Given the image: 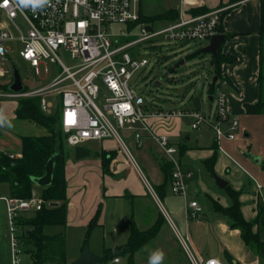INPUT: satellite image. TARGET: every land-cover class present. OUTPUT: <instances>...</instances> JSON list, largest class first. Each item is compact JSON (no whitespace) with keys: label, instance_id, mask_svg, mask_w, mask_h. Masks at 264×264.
Wrapping results in <instances>:
<instances>
[{"label":"built area","instance_id":"2783aa9c","mask_svg":"<svg viewBox=\"0 0 264 264\" xmlns=\"http://www.w3.org/2000/svg\"><path fill=\"white\" fill-rule=\"evenodd\" d=\"M187 3L188 0H181L178 20L167 22L159 29L154 25L139 24L134 29L141 26L144 36L123 45L119 41L121 35L113 33L111 27L122 25L131 32L128 27L140 21L141 0H45L43 3L37 0H0V64H10L7 70L0 67V107L5 101L40 98L42 111L52 114L57 106L51 99L58 98L60 128L66 144L77 148L88 142L115 141L153 197L160 201L125 142V136L130 137L140 148L145 134H148L162 147L166 161L173 165L172 192L186 197L185 179L192 174L181 170L180 161L175 159L179 153L177 147L170 143L167 135L156 134L149 122L190 118L194 121L192 128L195 130L202 125L210 126L218 145L223 138L234 141L239 123L230 117L227 110V94L221 88L227 81L225 78L217 81L219 92L213 100L215 109L210 115L194 108L185 111L148 109L145 98L130 85V81L137 71L150 65L147 58L135 57V49L141 44L152 40L210 42L218 34L223 10L193 17L184 9ZM148 26L152 28L151 32L146 30ZM15 45L20 46L19 51L14 49ZM14 53L29 64L38 79L43 74L49 76V64L57 65L61 71L42 88H26L22 81V91H9L7 87L14 83ZM61 54L69 57L71 66L65 64ZM98 101H102L101 106ZM1 134L0 125V155L15 160L16 155L2 149ZM2 200L7 207L12 231L13 264H20L18 255L22 254V249L15 231L18 220L25 213L41 210L45 202L35 194L30 199L7 197ZM188 207L194 213L187 216L201 218L202 208L197 202L189 203ZM173 229L190 264H223L216 259H200L190 237ZM113 262L120 264V259L115 258Z\"/></svg>","mask_w":264,"mask_h":264},{"label":"crops","instance_id":"0c3cea01","mask_svg":"<svg viewBox=\"0 0 264 264\" xmlns=\"http://www.w3.org/2000/svg\"><path fill=\"white\" fill-rule=\"evenodd\" d=\"M179 1V6L171 9L179 11L181 0ZM261 7V0H243L238 3H233L232 0H188V3L184 6L186 13L193 17L223 10L221 16L223 33L218 31V34L224 36L227 34L231 37L225 39L222 54L227 57H234L235 62L233 64L225 63L222 66V78H225L227 81L226 86L222 89L227 94V110L230 117L236 120L248 114L246 112L247 105H254L259 101H264V81L260 77L262 64H264V35L261 34ZM162 22L167 23V21ZM14 66L16 65L14 64ZM12 85L7 87V90L12 91ZM228 88L230 90L227 93ZM19 102L13 100L2 103L0 115L5 118V121L8 120L15 124L17 121H21L16 117ZM147 108L154 109L151 105H147ZM209 112L210 115L213 110ZM22 122L31 123L24 120ZM30 125L33 127L38 126L35 123H31ZM1 126L2 149L5 153L16 155L17 158L15 160L19 159L22 156V146L19 152L17 148L13 147V144L7 143L3 138L8 132L6 131L5 124ZM149 126L156 134L167 135L173 146L176 147L179 144L181 148L188 149L179 158L181 170L185 174H192L190 178L185 179L187 196L174 194L169 182L166 187L164 186L166 175L162 169V164L164 161L167 162L165 152L148 134H145L142 144L148 154L145 155L143 152L142 156L143 162L149 169L150 176L154 181L153 184L145 177L156 196L159 198L156 191L161 194L160 201H157L153 197L128 157L126 156L127 159H125L124 163L121 162V158H118L116 148H113V145H117V143L113 140H107L99 142L102 145L100 153L102 160L99 165L101 167L102 180L100 181L101 184L98 182L97 191H92L94 199L89 202L86 197L88 189L80 191L74 190L75 186H69V166H73L71 163L74 157H69L70 154L66 150L68 154L66 180L69 203L66 227L76 222L80 224L87 223V226H89L101 205L102 213L97 227L106 226L108 214H112L114 235H118L121 238L120 242H122L116 248L128 243L132 226L141 232L158 227L155 237L139 248L132 258L129 257V264H152L153 256L157 252H163L164 254V258L160 264H190L189 259L180 247L173 227L180 234L190 237L192 246L200 259H216L223 264H264V254L261 249L255 245L248 244L242 235V231L239 228H234L232 222L223 213L225 209L232 205V200L226 191V188L230 186L233 191L240 193L239 201L243 217L247 222L255 223L253 232L259 233L260 239L264 243V215L262 216L263 219H261L262 223L259 224L257 222V219L260 217L259 212L264 208V187L250 174L247 167L221 154V144L217 146L215 132L210 126L202 125L199 129L195 130L190 125L186 129H183L180 119L178 120L177 118L167 121L151 120ZM224 127L226 128L227 126L224 125ZM20 129L22 130V127ZM206 130L213 132L210 145L200 144L198 141L190 143L192 138L189 135L185 140L182 138L183 133L191 134L199 132V139H202ZM10 133L12 132L10 131ZM12 134L10 135L12 136ZM15 134L18 135L21 143L22 137H36L21 134L17 131ZM245 136L248 137L249 134L246 133ZM172 137H178L180 143L173 142L171 140ZM131 146L137 149L142 148V146L139 148L133 140ZM67 147L69 146L67 145ZM215 153L221 156H218V160L213 167L214 172H212L207 162ZM104 159L109 161L107 164L109 175L104 173L102 163ZM257 159L256 157H252L253 163L255 165L261 164V159L260 161H257ZM183 160H185L184 166ZM262 167L264 169V164ZM215 176L225 180L228 186L225 189L218 187ZM100 185H103V187ZM33 194L36 195L34 191ZM7 197H12L11 192L9 196H5L0 191V201L4 202L2 198ZM191 202H197L202 208L201 218L187 216L188 213H194V210L188 207V204ZM49 205L58 206L60 203H50ZM218 209L223 211H218ZM188 210L190 211L188 212ZM33 213L28 212L21 217H32L34 216ZM21 229V234L18 236L22 255H24L22 263L29 264L32 261V255L28 254L22 246V236L25 229L24 227H21ZM116 248L111 251L115 252ZM105 253L104 255H106ZM121 256L123 255H118L120 264L122 263ZM135 257H137V260L134 259ZM4 264H8V261L5 259Z\"/></svg>","mask_w":264,"mask_h":264},{"label":"rangeland","instance_id":"374dc122","mask_svg":"<svg viewBox=\"0 0 264 264\" xmlns=\"http://www.w3.org/2000/svg\"><path fill=\"white\" fill-rule=\"evenodd\" d=\"M179 2V0H142V9L147 16H154L161 14L168 9L177 8L179 6ZM154 26L156 29H159L166 26V23L159 22ZM111 31L115 34L121 35L119 41L123 45L136 42L144 36V33L141 31V26L132 30L131 32H127L124 26L113 25L111 27ZM208 44L209 41L179 43L163 40H152L141 44L139 48L135 49L137 50L135 57L147 58L150 60V65L145 70L137 71L130 81V85L134 86L135 90L145 98L146 104L151 105L156 109L180 111L192 110L193 99L195 97H200L202 103V109L200 111L208 115L210 113L209 111H214L215 109V102L210 101L209 97L211 95L213 97H217L219 92V86H216L212 93L209 91L210 84L216 77L214 67L211 63L212 56L208 54L194 57L197 52L205 48ZM14 49L19 51L20 46L15 45ZM60 56L67 66L72 65L67 55L61 54ZM12 60L18 68L21 79L26 88H42L52 82L61 71L57 65L49 64V76L46 77L43 74V76L38 79L35 77L29 64L22 61L18 53H14L12 55ZM182 60H185V63L181 64L178 69H175L174 67L176 64L179 62L181 63ZM0 67L7 70L10 67V64H5V66L0 64ZM166 74H169L167 78L164 77ZM156 83H160V86H156ZM225 86H222L221 88ZM229 90L230 89L228 88L227 93ZM51 100L54 103V106L59 105L58 98L55 97ZM101 102L102 101H98V104ZM53 113H57L56 108L53 109ZM237 120L239 127L234 132L236 138L234 141H229L225 138L221 140V154L226 158L233 159V161L236 163L247 167L250 174L254 176L264 187V169L262 167L264 164V113L259 115L246 114L243 117L237 118ZM192 121L193 120L189 118L180 119L182 128L186 129L188 126L192 125ZM112 123L114 126H116L115 121H112ZM4 124L8 133L4 135L3 139H5L7 143L13 144V147L17 148V151L19 152L21 151L22 143L20 142L18 135L15 134L16 131L21 134L36 137L45 135L47 133L44 128L40 126L33 127L30 125L31 123H24L22 120L17 121L16 124L6 120ZM21 127L22 130L20 129ZM10 131L13 134L10 133ZM198 133L199 132H193L191 134L183 133L182 138L185 140L189 135L192 138L190 143H196L198 141L200 144H211V140L213 138L212 131L206 130L202 139H199ZM246 133L249 134L248 137L245 136ZM10 134H12V136ZM171 140L175 143H180V139L178 137H172ZM125 142L132 151L145 176L148 178L150 183L153 184L154 181L150 176L149 169L143 162L142 155L144 153L145 155L148 154L145 151V148H143L144 145L140 149L134 148L131 146L132 139L130 137L127 138L126 136ZM64 146L70 154L69 157H74L71 163L73 166H69V186H75L76 188L74 190L80 191L88 189L86 197L90 202L94 199V193L92 191H97L98 182L101 184L100 181L102 180L101 167H99L102 160L100 154L102 151V145L98 142H88L84 147L89 150L88 152L90 155L79 161L75 159V148H69L67 147V144ZM176 147L179 154L175 155V159L179 160L182 155L180 153L181 147L179 144L176 145ZM113 148H116L118 158H121V162L124 163L125 159H127L124 152L118 145L114 144ZM218 156L221 155H217L216 162L218 160ZM252 157L261 159V164L255 165L252 161ZM183 161L184 166L185 160ZM104 173L109 175L108 171ZM100 186L103 187V185ZM0 191L5 196H9V185L5 183L0 184ZM34 192L40 199L42 197L43 188L34 185ZM112 218V214L109 213L107 217V225L103 227H96L91 231L89 237L87 236V223L80 224L79 222L70 224L68 227L47 226L45 227L44 232L50 236H59L60 234L65 236L66 264H73L77 259H79V257H81L82 249L86 244H89L92 252L98 256L104 255L108 249L112 250L117 246H120L122 243L120 242L121 238L118 235H114V229H112ZM21 230V227H18L15 230L17 232L16 234L20 235ZM12 241V231L9 225L7 207L5 202L0 201L1 264H4V259L8 261V264L9 261L10 264L15 262ZM59 242L60 240L56 242V246ZM129 257L130 256L128 254L121 256V264H129ZM136 258L137 257L134 259L137 260ZM23 261L24 255L19 254L18 263H22ZM97 264L114 263L113 259L111 258L107 261Z\"/></svg>","mask_w":264,"mask_h":264},{"label":"trees","instance_id":"16d2710c","mask_svg":"<svg viewBox=\"0 0 264 264\" xmlns=\"http://www.w3.org/2000/svg\"><path fill=\"white\" fill-rule=\"evenodd\" d=\"M243 0H232L233 3H238ZM261 18L262 30L264 35V0H261ZM179 11L171 9L162 14L147 16L141 10L140 21L128 27L132 31L139 24L154 25L162 21H176L179 18ZM196 15V14H194ZM223 33L221 26L218 30ZM226 39L231 36L225 35ZM224 44V43H223ZM222 46L218 51V57L212 58V65L214 67L215 76L222 78V66L225 63L233 64L234 57H227L222 54ZM264 64H262L261 78L264 79ZM214 84H210V92L215 89ZM246 112L248 114L259 115L264 113V101H259L254 105H247ZM16 117L18 120H24L47 130V135L40 137H22V156L12 161L8 156L0 155V183L8 184L12 197L20 199H30L34 191L33 178H40L45 175V168L52 156L59 154L54 169L53 183L46 188H43L42 199L44 205L41 210L34 212L32 217H21L18 220V225L24 227V235L22 236V246L24 250L32 255V261L29 264H66L65 252V236H50L45 234L44 229L47 226H67L68 217V198H67V180H66V162L68 154L66 153V137L60 128V118L58 113L46 114L41 109L40 98L27 99L19 102L16 110ZM180 153L184 154L188 149L180 148ZM217 154L207 162L210 170L214 172V165L216 163ZM108 160H103L104 171H107ZM162 169L166 175L167 183L171 184L173 165L169 162L162 164ZM170 179V181H169ZM229 197L232 200V205L224 211V215L232 222L234 228H239L242 235L248 244H252L261 249L264 254V243L261 241L259 233L253 232L255 223L247 222L241 211V203L239 201L240 193H237L228 186L226 188ZM159 198L161 194L157 192ZM50 203H60L58 206H50ZM102 213V207L99 206L96 215L88 226L87 236L89 237L91 231L98 226V221ZM260 217L257 219L259 224L264 215V208L259 212ZM158 227H155L146 232H141L136 227L132 226L131 235L126 245L116 248L113 252L106 251L107 260L118 258V255L129 254L130 258L141 248L147 241L154 238L157 234ZM56 246V242L59 241ZM25 264V263H20Z\"/></svg>","mask_w":264,"mask_h":264},{"label":"water","instance_id":"95a60500","mask_svg":"<svg viewBox=\"0 0 264 264\" xmlns=\"http://www.w3.org/2000/svg\"><path fill=\"white\" fill-rule=\"evenodd\" d=\"M146 30L148 32H151L152 28L151 27H147ZM226 37L222 34H218L215 35L209 42V44L203 48L202 50H200L199 52H197L195 56H200V55H211L212 58H217L218 57V51L220 49V47L222 46V44L224 43ZM185 60H182L181 63L179 62L178 64H176V66L174 67L175 69H178L180 67L181 64H184ZM14 76H15V82L11 87V90L14 92H20L23 90V85L21 82V77L19 74V71L17 70L16 66H14ZM169 76V74H166L164 77L167 78ZM218 81V77H215L213 80V83L215 84ZM156 86H160V83H156ZM210 101H213V97L210 96L209 97ZM193 106L196 110H201L202 109V103H201V98L200 97H195L193 99ZM58 153L55 154L54 156H52L50 158V160L48 161L46 168H45V175L43 177L40 178H33L32 181L35 185L41 187V188H46L49 187L52 183H53V178H54V169H55V163H56V159L58 157ZM90 154L88 152V150L85 147H77L75 149V159L76 160H82L86 157H88ZM257 161H260V159L258 158ZM215 180H216V184L218 187H220L221 189H225L228 186V183L215 176ZM107 256H98L95 253L92 252L89 244H86L84 246V249L82 251L81 257L79 259H77L73 264H97V263H101L106 261Z\"/></svg>","mask_w":264,"mask_h":264},{"label":"clouds","instance_id":"9594fccd","mask_svg":"<svg viewBox=\"0 0 264 264\" xmlns=\"http://www.w3.org/2000/svg\"><path fill=\"white\" fill-rule=\"evenodd\" d=\"M22 2H27V0H22ZM37 2L43 3L45 2V0H37ZM4 123H5V118L3 116H0V125H3ZM163 258H164L163 252L155 253L152 259V264H160Z\"/></svg>","mask_w":264,"mask_h":264}]
</instances>
